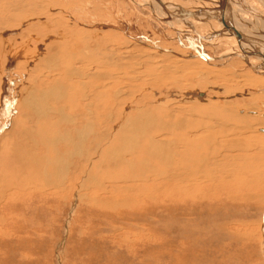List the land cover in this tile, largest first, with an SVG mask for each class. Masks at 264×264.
I'll list each match as a JSON object with an SVG mask.
<instances>
[{"label":"rangeland","instance_id":"obj_1","mask_svg":"<svg viewBox=\"0 0 264 264\" xmlns=\"http://www.w3.org/2000/svg\"><path fill=\"white\" fill-rule=\"evenodd\" d=\"M34 1L0 0V37H5V48L9 47L8 64L0 69V77L2 81L4 80L2 89L6 90L3 99L8 100L1 105L2 108L0 107V194L9 189L2 198L0 197V264H185V262L187 264H264V126L258 125L259 121L264 120V85L252 81V79H264L262 62L264 59L255 54L254 57L250 56V61H247L241 52L247 49L250 51V48L242 47L243 44L237 36H232L235 40L231 38V34L219 32L224 24L222 19L212 17L208 21L199 16V14L205 15L215 6H227V4L231 8L236 6L227 0H155L156 3L153 0ZM24 7L30 11L21 14L20 11ZM261 8L264 9V6ZM183 9L198 15L187 18L182 16ZM203 9L206 13L202 11ZM173 11L177 15L172 18L173 20L159 18L165 15L167 18L169 13H174ZM46 13L51 17L48 25H52L47 31V24L43 26L44 28L32 29L30 24L24 21L25 17L45 16ZM22 15L24 18H21ZM38 19L40 20L39 17ZM30 20L31 18L28 22H31ZM262 27L258 25L255 29H262L260 32L263 33ZM56 31H59L60 43L66 42L64 46L72 45L75 50L87 46L88 51L92 52L91 55L105 58L106 65H103L105 77L92 80L95 85L104 82V86L108 83L112 88L107 98L115 113L125 109L126 116L132 114L128 117L131 119L136 117L137 109L139 111L140 108L154 113L155 120L149 127L152 130L147 131L146 136L156 131L161 120L159 117L164 111L176 114L180 110L179 107H184L181 110L185 111L191 99L216 103L221 107L224 106L223 108L233 104L236 112L253 120L251 127L254 129L244 130L240 126L241 123L230 122L233 125L231 127L230 124L224 126L223 123L220 124L223 127L219 138L222 145L216 156L210 150L214 159L212 154H208L213 160L209 164L211 179L207 185L216 186L218 189L213 191L216 197H212L211 193L203 198L202 204L206 208L204 209L206 214L203 210L199 213L196 208L187 207V209L182 201H176L173 205L168 204V199L164 197L165 187L158 190L157 185L161 182L156 183L157 181L154 182L152 179L160 174L158 170H154V167L160 164V160L150 155L149 143L146 144L142 140L144 133L140 130L138 137L141 142L139 141L134 150L135 153L128 154V151L124 150L119 168H113L112 157L93 161L96 166H100L102 172L107 170L108 166L105 163L109 161L112 165L110 172L115 175L114 178L122 180L124 177L123 182L118 184L122 188L127 187V190L124 192L119 189L117 190L119 193H111L113 190L110 185L113 180L110 181L105 173H101L106 180L105 183L108 182L106 183L108 190L104 188L101 191L107 192V200L111 208L100 206L101 208L88 209L81 202L70 217V209L66 208L63 196L59 197V201L54 199L55 201L43 200L37 204L33 203L30 193L28 194V191H32L23 190L21 187L29 174L28 168L24 171L20 170L17 158L13 157L11 151L15 147H19L22 152L31 148L33 152H39L40 156H43L48 154V150L45 151L41 142L34 143V135L28 137L29 127H25V121H22L21 109L25 107H21L22 101L18 100L20 96L13 97V90L16 87V89H25L24 92L29 90L34 92L35 85L37 90H45L50 83V77L46 76L54 77L58 69L53 68L48 75V66L39 68L35 72L31 68L13 67L12 69L11 66H14V61L20 57V55L15 56L20 52L18 49L28 45L31 38L29 48L32 50L40 47L49 49L51 46L60 45L51 37L52 34L50 35ZM69 31L71 33H68ZM164 53L170 56H164ZM183 59L187 61L186 63L190 62L189 66L181 62ZM11 69L12 71H9ZM104 88L99 91H105ZM119 90L120 98L116 96V91ZM11 91L13 98L9 100ZM1 93L0 80V98ZM24 94L26 95V92ZM53 96L57 101L58 96ZM53 96L49 104L56 103ZM157 110L162 113L158 114ZM47 114V118L50 117L53 109ZM169 116L170 114L168 118ZM6 118L9 120L7 121ZM141 119L144 121L143 117ZM140 124L143 123L138 121L139 127ZM235 124L237 125L234 127ZM8 126L9 130L6 128ZM29 126L35 129L37 126L40 127L34 122H30ZM113 128L114 126L110 129ZM96 132L97 130H94L92 136H96ZM38 137L37 140H40L41 137ZM34 145H38L35 151ZM70 149L71 146L61 148L64 156L62 158L65 161ZM91 152L94 154L93 158L100 155L98 150ZM197 158L194 157L193 163H190L191 171L197 169L195 167ZM79 159L75 156L72 164L73 167L79 168H77L78 176L80 172L85 171L81 169ZM124 159L130 162L132 159L136 161L135 167L133 165L132 169L126 167L127 163ZM50 160L46 158V174L43 177L38 176L40 182L52 178ZM143 164L146 165L145 168ZM120 174H123L122 177ZM20 188L23 193L19 191ZM62 188L65 189L64 184ZM130 188L133 190L129 191ZM95 190L97 191V188ZM89 191L94 192V183L91 184ZM39 199L41 198L35 200ZM29 205L47 206L43 219L39 218L41 217L39 214H33L32 209L28 208ZM175 215L178 218L190 217L198 220L197 227L200 226V221L208 222L214 218L216 233L211 234V239L199 237L197 234L193 235L196 238H191L190 234L195 225L189 222L185 225L186 230L181 227L176 228L179 235L173 238L175 229L170 225L169 219H174ZM31 218L34 219L33 225L36 224V227L27 229L29 223H26V219ZM14 219L18 221L15 222ZM39 223L43 225L37 227ZM68 224L71 229L69 234H67ZM220 224L226 226V230ZM204 249L206 250L202 251ZM22 250L28 255H22L20 253Z\"/></svg>","mask_w":264,"mask_h":264},{"label":"bare ground","instance_id":"obj_2","mask_svg":"<svg viewBox=\"0 0 264 264\" xmlns=\"http://www.w3.org/2000/svg\"><path fill=\"white\" fill-rule=\"evenodd\" d=\"M32 1H34V0H32ZM227 1H229L230 4H233L236 7L231 8L228 6L229 4H227V6H224V5H221L219 7L215 6V8H211V9H209V11L207 9V11H208L207 13L203 9L202 11H204L206 14L205 15L199 14V16H202L203 19L205 18L206 20H208L209 18H212V17L222 19L224 21V24L222 26V29H219V32L220 33L225 32V33L231 34L230 36L232 39H235L232 36H237L239 41H241L242 44L244 45V46L242 45V47L246 46V47L250 48V51L247 49L245 52L244 51L241 52V53H243L241 55H243V57L247 61H250V58L252 57L251 55H253V57H254L255 54L262 57V58L261 57H259V58L264 59V43L258 42V41L264 42V29H263V33L260 32V31H262V29L261 30L257 29V28L255 29V26H258V25H261V26H263L262 28H264V9L261 8L262 6H264V0H227ZM4 2H6V1H4ZM34 2H35V4H37L36 1H34ZM153 2L156 3L157 1L153 0ZM155 3H153V5ZM2 4H3V6H5L4 3H2ZM40 7L42 10L41 5H40ZM26 8L27 7H24L22 9L20 8L21 9L20 13L25 14L24 11H26V12L30 11V10H27ZM158 8H159V6H157V9ZM15 10L16 9L14 8V12L17 14L18 12ZM42 12H44V10ZM232 13H233V15H232ZM44 15L46 17L41 16V15H39V16L36 15L37 17H35V16L34 17H32V16L31 17H25L26 19H24V21L26 23H29L30 24L29 26H31L30 28H32V29L44 28L43 26L45 24H47L48 27L45 26L46 31H47L50 29L51 24L48 25V21H49V19H51V17L48 16L47 13ZM168 15H167L168 16L167 18H165L166 15L163 16L164 18L161 16L159 17V15L157 17L162 18V19L171 20L172 18L174 19L177 16L175 14V12L172 14L169 13ZM183 15L187 16V18H188L190 16L195 17L198 14L194 13L193 11L191 12L188 10H184L182 12V16ZM38 17L40 18V20L38 19ZM21 18H24L23 15ZM29 18H31V20H30L31 22H28ZM197 19H199V18H197ZM68 33H71V32L69 31ZM236 33H241L242 37H240V35H238ZM51 34H52L51 37L53 39H55V42L58 41L60 43V39L58 37L59 31L52 32V33H50V35ZM254 34H255V36H252ZM243 35L247 38H244ZM2 37H0L1 41H2V42L0 41V58L2 57L1 61H0V69L4 68V66H6V64H8L7 63V60H8L7 51L9 50L8 49L9 47L5 48V45H4V38L5 37L4 36H2ZM35 37H37V36H35ZM39 37H40V35H39ZM200 38H201V36H200ZM248 38H253L255 40H253V39L251 40ZM31 39H29V43H31V41H32ZM82 42H85V41H82ZM29 43H28V45H24L20 49H18V52L20 51L18 53V55H16L13 52L16 57L17 56L19 57V55H20V57L14 61V63L16 65L14 64V66H11L12 69H13V67H18V69L25 67V68H31V70L35 72L39 68H42L44 66H46V67L48 66V69H47L48 70L47 72H49V73H47L48 75L50 74V70L52 71L53 68L58 69V71L55 73L54 77H51V75L46 76V77H50V80H49L50 83L47 82L49 85L45 90L44 89L37 90L38 89L37 85H35L34 92H31L30 90L25 91L26 95L24 94L25 89H22V88L16 89V87H15L13 90V93H14L13 97L18 98L20 96V99H18V100L22 101V102H20L21 107H25L24 109H21L22 110V117H23L22 121H25V127L26 126L29 127L28 137H30L31 135L32 136L34 135L35 136V139L33 140L34 143L35 142H37V143L41 142V145L44 146L45 151L48 150V154L47 155L44 154L43 156H40L39 152H36V153L33 152V149H31V148L28 149V151H26V152H22L19 147H15L11 151L13 157L17 158L16 160H17V163L19 165L20 170L24 171V169L27 170V168H28L29 174H28V176H26V178L24 180L25 184L21 187L23 188V190L27 189V190L32 191V192L28 191V194L30 193L29 196L31 195L32 201L34 204H37L43 200L55 201L54 199L58 200L60 196H63V197H65L66 208L70 209V217H71V215L74 214V211L76 210V208L79 206V204L81 202L83 203L84 207L85 208L88 207V209H90V208H96L97 209V207H100V206L103 208H111L109 201L107 200V194H106L107 192L105 193V192L101 191L102 189L104 190V188L108 190V187L106 186L107 185L106 183H108V182L105 183L106 180L104 179V176L101 173H105V175L108 177V179L110 181L113 180V183L110 185L111 189L113 190V192H111V193H119L117 191L119 189H121L120 191L123 190L124 192L127 190V187L125 188L124 184H123V186L125 189L122 188L118 184L121 181L123 182L124 177L122 178V180L114 178L115 175H113L110 172L111 171L110 167L112 165H111V163L109 164V161H107L105 163L108 166V168L104 172H102V170H100V166L99 165L96 166V164L93 161L100 160V159L107 160V158H105V157H112L111 160H113L112 162L114 163L113 168H115V167L119 168L118 167L120 164L119 161L121 159H123L122 153L124 150H127L128 154L129 153H135L134 150L137 148L138 143L140 141V137H138V130H140L141 132L144 133L142 140L146 144L149 143L150 155L155 156L157 159L160 160V164L157 165V167H154L155 168L154 170H158L160 172V174L155 175V179L154 178H152V179L154 180V182L157 181L156 183H158V181L161 182L157 185L158 190H161L163 187H165V189H164L165 190V196L164 197L166 199H168V204L173 205V204H176V201H180V202L182 201L184 203V205L186 206V208L187 207L190 209L196 208L197 210H199V213H202V210H203V212H205L204 209L206 210V208H204V204H202L204 202L203 198L207 197L208 195H211V193H212V197H216L215 194L213 193V191L218 189V187H216V186L215 187L214 186L208 187L207 185H209L208 181L211 179V177H210L211 172L209 170V164L211 163V160L214 159L212 153L214 152V156H216L218 151H219L220 145H222V144H220L219 138H220V134L223 130L222 129L223 127L220 126V124L223 123L222 124L223 126H224V124H230V127H231V126H233V125H231L232 123H237V124L241 123L240 126H242L244 128V130H245V128L254 129L251 127L253 125L251 123L253 121L252 119L248 118L247 116H241L238 112H236L234 110L233 104H232V106H228V107L223 108L224 106L221 107V106L217 105L216 103H212V102L207 103V101L204 102L201 100L199 101V100H192L191 99V101L188 102L190 104L188 106H186V109H184L185 111L181 110L184 107L183 108L179 107L180 110L179 111L177 110L178 112H176V114L168 113L167 110L164 111L163 115L161 117H159V118H161V120L158 122V126L155 129L156 131H154L152 135L146 136L145 135L146 132L152 130L149 127H150V125L152 126V123L155 120L154 113L150 112V111H145L144 109L140 108L139 111L137 109V113L135 114L136 117L132 118V119L128 118L132 114H128V116H126L125 109H123V111H121V112L115 113L113 111V108L111 107V105L108 103V98H107V94L112 88L109 87V84L107 82H106L107 84H105V86H104V82L99 81L100 83L98 85H95L93 83L92 79H101V78L105 77L106 72L103 71L104 70L103 65H106L105 64L106 63L105 58L99 57L98 55L96 57L91 55L92 52L88 51L89 49L87 48V46H84L83 49H81L82 48L81 47V48H78L77 50H75L76 48H72V45L64 46V44L66 42L65 43L62 42V43H60V45H57L56 47H54V46L52 47L50 45L51 47H49V49H44L43 47H40L39 49L32 50L29 48V46H30ZM237 43L239 45V42H237ZM74 44H78V43H74ZM10 49H11L10 51H12L11 46H10ZM235 50L237 52V49H235ZM247 51H249V52H247ZM14 54H12V55H14ZM10 55H11V53L9 54V56ZM23 55H24V57H23ZM94 55H96V54H94ZM164 56L168 57L170 55L164 53ZM176 61L178 62V60H176ZM2 62H3V65H2ZM181 62L185 63L184 65L190 64V62L186 63L187 61H184V59L181 60ZM258 62H260V61L258 60ZM262 62L264 63V60ZM263 63H260V64H263ZM248 64H251V63H248ZM260 64H257V65H260ZM91 65H94V66L91 67ZM46 67H44V68H46ZM97 68H99V69H97ZM261 68H262V66H261ZM12 69L9 71H12ZM256 69H258V68H256ZM258 71H260V70H258ZM0 80H1V90H2L1 98H0V102H1L0 107L2 108L1 105L4 102H6L7 99L6 100L3 99V97H4L3 93L6 91L5 88L2 89L4 86L3 85L4 80L2 81L1 77H0ZM263 80L252 79V81L261 84V86L264 85ZM39 81L42 82V80H39ZM12 88H13V86H12ZM103 88L105 91H103V90L99 91ZM7 90H9V89H7ZM13 93H12V91L10 92L9 100H12V98H13L12 94ZM4 94H6V93H4ZM53 95L58 96L57 101H56V97H54ZM120 95H121L120 90H119V92L116 91V96H118V98H120L119 97ZM52 96L54 97V100L56 101L55 104L54 103L49 104L50 98H52ZM40 97H42V100H40ZM68 98L70 99L69 101H68ZM202 100H203V98H202ZM51 109H53V114L47 118V116H48L47 112L50 111ZM7 110H8V108H7ZM158 110H157L158 114H159V112L162 113L161 111H158ZM168 114H170V116H169L170 118H168ZM142 117L144 118V121L141 119ZM10 118H11V116H10ZM8 120L9 119H7V121ZM138 121L139 122L141 121L143 123V124H140V127L138 126ZM30 122H34L36 125H40V127L37 126V129H35V127L30 128V127H32V126H29ZM230 122H232V123H230ZM237 124H235L234 127ZM259 124L264 126V120L259 121L258 125ZM9 126H11V125L9 124ZM9 126L6 127L8 130H9ZM112 126H114V128L111 130L110 128ZM94 130H97L96 136L95 135L92 136ZM48 131H51V133L49 134ZM229 132H231V131H229ZM37 136L41 137L40 140H37V138H36ZM222 140H223V138H222ZM223 143H227V142H223ZM141 144H143V143H141ZM233 144H235V143H233ZM68 146H71V149L68 150V152L66 150V152L69 156H68L67 160L65 161L62 158L63 153H62L61 148H63V147L65 148ZM36 147H38V145L37 146L34 145V151H35ZM222 148L224 149V146ZM93 150H98L100 152V155L97 154L98 156L97 157L95 156V158H93L94 154H93V152H91ZM210 150L212 151V153H210ZM49 153H50V156H49ZM61 153H62V155H61ZM208 154H212L213 159L209 158ZM75 156L80 158L79 161L81 164L80 165L81 169H85V171L83 170L84 171L83 173L80 172L81 174L79 176H78V172H77L78 167L75 168L72 166L73 158ZM194 157L195 158L198 157L195 160V163L197 164V166H200V167L198 168L195 165V167L197 169L191 171L192 164H190V163H193ZM46 158L51 159L49 164H50L52 178L50 180L46 179L44 182H40L38 176L43 177L46 174V169H47ZM124 160L127 163L126 167H129L130 169H132L133 166L135 167L136 161L134 162L133 159L131 162L129 160L127 161V159H124ZM126 163L124 162V164H126ZM214 164H217V163H214ZM218 164H219V162H218ZM201 166H203V167H201ZM143 167L145 168L146 165L143 164ZM258 169H259V167H258ZM154 170H152V171H154ZM23 171H22V173H23ZM120 171H122V170H120ZM251 171H253V170H251ZM159 172H157V173H159ZM22 173H20V174L22 175ZM120 175H121L120 177H122L123 174H120ZM212 176H214V175H212ZM137 178H138V176H137ZM215 179H216V177H215ZM215 179H214V181H215ZM218 179L220 180V177ZM260 180L258 182H260ZM126 182H127V179H126ZM164 182H166L167 184H165ZM210 182H212V181H210ZM93 183H94V192H91L89 190L91 189V184H93ZM109 183H111V182H109ZM63 184H64L65 189L62 188ZM22 188H20L19 191H21ZM95 188H97V191L95 190ZM49 189H50V191H48ZM128 189H129V187H128ZM131 189L132 188H130L129 191L133 190V189L132 190ZM8 190L9 189L5 190V192H1L0 197L2 198V196L4 194H6V192ZM129 191H127V192H129ZM206 194H207V196H206ZM23 196H24V194H23ZM37 198H41V199L35 200ZM127 200H128V198H127ZM60 201H61V199H60ZM115 201H116V199H115ZM192 201H193V203H192ZM117 203H118V200H117ZM184 205H183V207H184ZM46 207L47 206H45V205H35V206L29 205L28 206V208L32 209L33 214H36V213L39 214L41 216L39 218H41V219H43V216L46 212L45 211ZM112 207H114V206H112ZM180 208H181V206H180ZM25 209H26V207H25ZM187 209L183 208V210H187ZM170 210H171V208H170ZM30 212L31 211H29V213ZM196 212H198V211H196ZM25 213H27V212H25ZM17 214L15 213V215H17ZM205 214H206V212H205ZM30 215H32V214H30ZM25 218H26V216H25ZM26 220H27L26 223L28 222L29 224H31V225L27 224V229H32V228L36 227L35 226L36 224L33 225V223H34L33 218L26 219ZM13 221L16 222L18 220L14 219ZM169 222H171L170 225L174 226L173 228L175 229V231L173 232V236H172L173 238H175L178 234L176 228L181 227V228L185 229V225L189 224V222H192L193 225H195V228H192L193 231L190 234V236H192L191 238H196L193 235L197 234L199 237L203 238V236H204L207 239H211V234L214 235L216 233L214 231V228L216 230V226H215L216 220L214 218H213V220L211 219V221H208V222L200 221L199 227L196 226V225H198V220L190 218V217L189 218H178L175 215L174 219H169ZM68 223H70V221ZM76 224H77V222H76ZM42 225H43L42 223H39V225H37V227L38 226L41 227ZM221 227H224V225H221ZM225 227H224V229H225ZM165 229H167V228H165ZM222 230L223 229H221V231ZM70 232H71V229H70V225L68 224L67 234H69ZM163 236H164V234H163ZM182 237H180V238H182ZM187 239L188 238H186V240ZM164 241H165V239H164ZM170 241H172V240L170 239ZM172 244H174V243L172 242ZM209 245H210V243H209ZM217 246H219V245H217ZM27 250H29V249H27ZM199 250H201V249H199ZM205 250L206 249H204L202 251H205ZM20 253H22V255H26V256L28 255V253H25V251H23V250L20 251ZM194 253H193V255H195ZM189 255H190V253H189ZM21 257L23 258V256H21ZM170 259H171V257H170ZM167 262H168V260H167ZM184 262H185V260H184ZM185 264H187V263L185 262Z\"/></svg>","mask_w":264,"mask_h":264},{"label":"water","instance_id":"obj_3","mask_svg":"<svg viewBox=\"0 0 264 264\" xmlns=\"http://www.w3.org/2000/svg\"><path fill=\"white\" fill-rule=\"evenodd\" d=\"M236 34H238V35H240V37H242L241 33H236ZM243 36H244V35H243ZM244 38H247V37L244 36ZM248 39H251V40H252L253 38H248ZM253 40H255V39H253ZM258 42H262V43H264L263 41H258Z\"/></svg>","mask_w":264,"mask_h":264}]
</instances>
